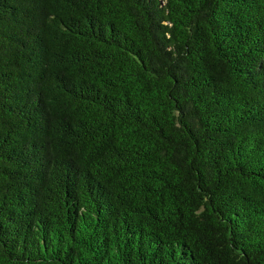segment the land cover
<instances>
[{"label":"trees","instance_id":"obj_1","mask_svg":"<svg viewBox=\"0 0 264 264\" xmlns=\"http://www.w3.org/2000/svg\"><path fill=\"white\" fill-rule=\"evenodd\" d=\"M0 264H264V0H0Z\"/></svg>","mask_w":264,"mask_h":264}]
</instances>
